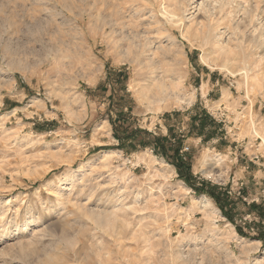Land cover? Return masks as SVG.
Wrapping results in <instances>:
<instances>
[{
    "label": "rangeland",
    "instance_id": "1",
    "mask_svg": "<svg viewBox=\"0 0 264 264\" xmlns=\"http://www.w3.org/2000/svg\"><path fill=\"white\" fill-rule=\"evenodd\" d=\"M201 1L0 0V264H264V0Z\"/></svg>",
    "mask_w": 264,
    "mask_h": 264
},
{
    "label": "trees",
    "instance_id": "2",
    "mask_svg": "<svg viewBox=\"0 0 264 264\" xmlns=\"http://www.w3.org/2000/svg\"><path fill=\"white\" fill-rule=\"evenodd\" d=\"M146 134V135H148V140H146V139H143L142 141H141V143L139 142V144H142V145H153L154 143L155 144H159L161 147H162V145H161V143H159L160 141L162 142L163 141V139L162 138H157V137H153V135L150 133V132H148V131H142L141 129L139 130V129H137V130H135V131H133L131 134H128V137H134V141H136L137 139H136V136H139L140 134ZM117 135H118V138L120 139V140H122L121 138H120V136H119V134L118 133H116ZM151 137H153V139L151 138ZM132 145H135V144H132ZM164 146V145H163ZM165 147L167 148V145L165 144ZM163 150H166L165 148H163ZM177 166H178V164H177ZM199 190V189H198ZM212 197H216L217 198V196L213 193V192H210L209 193ZM217 201H218V198H217Z\"/></svg>",
    "mask_w": 264,
    "mask_h": 264
},
{
    "label": "bare ground",
    "instance_id": "3",
    "mask_svg": "<svg viewBox=\"0 0 264 264\" xmlns=\"http://www.w3.org/2000/svg\"><path fill=\"white\" fill-rule=\"evenodd\" d=\"M206 1H207V0H202V1L199 3L200 7H201L203 4H205ZM216 1H217V2H221V5H224V4L226 5V4L228 3V0H216ZM222 3H223V4H222ZM203 6H204V5H203ZM170 10H171V9H170ZM170 10H169V12H170ZM177 12H178V11L172 10V14H171V15L174 16V17H176V16H177V17L180 16L179 13L177 14ZM180 13H181V12H180ZM172 16H171V17H172ZM169 18H170V17H169ZM179 18H180V17H179ZM179 18H178V19H179ZM170 19H171V18H170ZM173 19H174V18H173ZM180 19H181V18H180ZM204 205H205V204H204ZM206 206H207V204H206Z\"/></svg>",
    "mask_w": 264,
    "mask_h": 264
}]
</instances>
